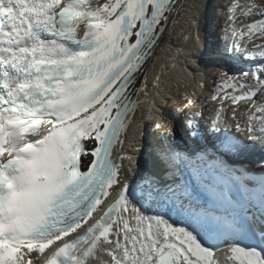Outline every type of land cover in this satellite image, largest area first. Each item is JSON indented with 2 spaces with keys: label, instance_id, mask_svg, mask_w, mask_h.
<instances>
[{
  "label": "snow or ice",
  "instance_id": "6c2138e0",
  "mask_svg": "<svg viewBox=\"0 0 264 264\" xmlns=\"http://www.w3.org/2000/svg\"><path fill=\"white\" fill-rule=\"evenodd\" d=\"M177 3L0 0V264H264V174L238 160L264 150V0H230L221 52L257 67L223 74L204 133L178 103L196 147L171 126L139 182L114 156Z\"/></svg>",
  "mask_w": 264,
  "mask_h": 264
},
{
  "label": "bare ground",
  "instance_id": "6f19581e",
  "mask_svg": "<svg viewBox=\"0 0 264 264\" xmlns=\"http://www.w3.org/2000/svg\"><path fill=\"white\" fill-rule=\"evenodd\" d=\"M216 1L222 2L219 8L214 9L213 2ZM239 2L243 3L244 0ZM229 3L230 0H178L177 9L167 25L168 31L138 76L137 87L146 83L147 88L145 92L133 97L141 101V104L134 122L122 137L124 143L117 145L114 153L118 163L123 158L124 171L133 182H139L152 170L162 145L161 133H165L170 126H175L176 135L183 132V117L179 120L173 117L184 95H191L197 100L193 111H202L205 119H196H203L207 125L208 116L219 106V102L212 101L211 96L216 85L222 84L223 74L239 76V72L245 69L229 73L212 57L214 55L222 61L238 60L239 57L245 60L243 52L238 57L229 55L228 58H222L224 54L217 53L218 49H223L225 29L231 23L227 20ZM239 20L245 21L246 18H238L236 21L237 25L243 27L244 21L239 23ZM254 40L257 44H264L260 37ZM156 77H159V86L153 87ZM224 103L230 105L228 100ZM157 121L166 122L169 127L155 129ZM154 142L156 146H153ZM192 145L194 147L189 148H195V143L188 144ZM173 219L183 222L181 217L173 216Z\"/></svg>",
  "mask_w": 264,
  "mask_h": 264
},
{
  "label": "rangeland",
  "instance_id": "374dc122",
  "mask_svg": "<svg viewBox=\"0 0 264 264\" xmlns=\"http://www.w3.org/2000/svg\"><path fill=\"white\" fill-rule=\"evenodd\" d=\"M257 2H259V0H257ZM242 21H244V20H239V23L242 22ZM214 78L216 79V77H214Z\"/></svg>",
  "mask_w": 264,
  "mask_h": 264
}]
</instances>
